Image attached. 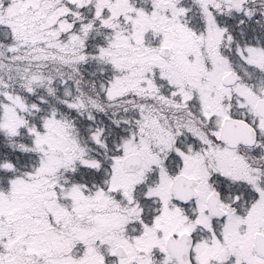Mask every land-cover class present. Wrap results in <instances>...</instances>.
<instances>
[{"label":"snow or ice","instance_id":"obj_1","mask_svg":"<svg viewBox=\"0 0 264 264\" xmlns=\"http://www.w3.org/2000/svg\"><path fill=\"white\" fill-rule=\"evenodd\" d=\"M0 264H264V0H0Z\"/></svg>","mask_w":264,"mask_h":264}]
</instances>
